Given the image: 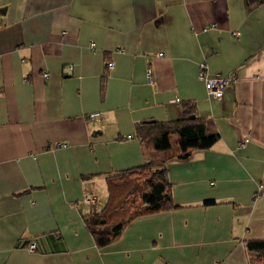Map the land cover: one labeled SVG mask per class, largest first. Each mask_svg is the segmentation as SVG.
<instances>
[{
  "label": "crops",
  "instance_id": "0c3cea01",
  "mask_svg": "<svg viewBox=\"0 0 264 264\" xmlns=\"http://www.w3.org/2000/svg\"><path fill=\"white\" fill-rule=\"evenodd\" d=\"M201 64L236 75L220 100ZM185 102L218 141L148 153L135 124ZM153 158L177 208L98 248L84 217ZM263 237L264 0H0V264H256L244 242Z\"/></svg>",
  "mask_w": 264,
  "mask_h": 264
},
{
  "label": "trees",
  "instance_id": "16d2710c",
  "mask_svg": "<svg viewBox=\"0 0 264 264\" xmlns=\"http://www.w3.org/2000/svg\"><path fill=\"white\" fill-rule=\"evenodd\" d=\"M247 2L256 5L260 0ZM181 113L178 120L151 119L135 124L134 137L148 153L171 151L177 160L188 159L194 151L208 150L218 141L213 123L199 117L194 104L183 103ZM115 177L118 182L109 183L112 189L110 205L102 211L93 210L84 217L85 225L100 249L114 243L133 220L177 208L171 197L164 161L153 158ZM204 205H215V202L206 201ZM244 248L255 254L256 264H264V237L245 241Z\"/></svg>",
  "mask_w": 264,
  "mask_h": 264
},
{
  "label": "built area",
  "instance_id": "2783aa9c",
  "mask_svg": "<svg viewBox=\"0 0 264 264\" xmlns=\"http://www.w3.org/2000/svg\"><path fill=\"white\" fill-rule=\"evenodd\" d=\"M232 36L233 37H238L239 36V33L237 32H234L232 33ZM158 57L161 56V54H158L157 55ZM107 69L108 70H113L114 69V63L113 62H108L107 64ZM206 71H207V67L205 64H201L199 66V73H198V76L201 80H204L205 83H206V87H207V90H208V94L210 97L214 98V99H217V100H220L223 96V93L229 89V87L235 83L236 81V75L234 74H231L227 77H224V76H221L220 74H215L211 77H208L206 75ZM147 78L148 80L150 79V76H151V71L149 69H147ZM176 103L178 102V100L175 101ZM99 117V114L98 113H92L90 115L87 116L86 120L88 122H93L95 120H97ZM248 142V140H242L240 143H239V147H244L245 144ZM63 147V144L60 145ZM84 201L88 204H94L95 203V198L91 195L89 196H86L84 198ZM27 250L29 252H32V251H35L36 250V246L34 243H31L27 246Z\"/></svg>",
  "mask_w": 264,
  "mask_h": 264
},
{
  "label": "rangeland",
  "instance_id": "374dc122",
  "mask_svg": "<svg viewBox=\"0 0 264 264\" xmlns=\"http://www.w3.org/2000/svg\"><path fill=\"white\" fill-rule=\"evenodd\" d=\"M98 208H100V207H99V203H98Z\"/></svg>",
  "mask_w": 264,
  "mask_h": 264
},
{
  "label": "water",
  "instance_id": "95a60500",
  "mask_svg": "<svg viewBox=\"0 0 264 264\" xmlns=\"http://www.w3.org/2000/svg\"><path fill=\"white\" fill-rule=\"evenodd\" d=\"M191 119H192V117H191Z\"/></svg>",
  "mask_w": 264,
  "mask_h": 264
}]
</instances>
